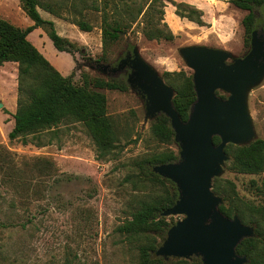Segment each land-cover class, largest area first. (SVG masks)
<instances>
[{"label":"rangeland","instance_id":"obj_1","mask_svg":"<svg viewBox=\"0 0 264 264\" xmlns=\"http://www.w3.org/2000/svg\"><path fill=\"white\" fill-rule=\"evenodd\" d=\"M15 1L0 0V5L13 7ZM184 1L203 9L206 25L179 18L175 6L168 3L165 21L174 40H148L140 25L113 46L110 62L99 64L93 61L102 53L100 18L90 12L93 31L77 28L78 34H74L83 51L79 49L73 56L60 53L51 63L63 75L74 73V81L80 84L83 73L104 78L124 75V71L114 72L113 68H119L129 55L124 50L127 39L163 78L165 71L194 73L182 56L184 47L205 45L227 50L232 54L228 62L250 51L243 24L247 11L233 0ZM63 13L69 19L54 16L62 24L72 23L75 14L65 9ZM259 15V28H264V17ZM13 65L18 68L16 63L0 67V264H139L140 248L149 238L121 232L119 227L132 218L149 191H161L162 187L140 182L135 164L167 148L179 152V143L169 145L155 138L153 119L146 118L145 99L130 86L126 91L100 89L107 95L108 113L120 136L110 159L97 158L96 145L80 122L62 123L55 133L42 136V145L10 139L12 117L8 107L18 95V71ZM218 93L228 95L223 90ZM247 106L255 133L251 141L264 139V77L248 90ZM217 177L223 184L224 180L234 183L239 201L255 207L251 214L264 205V172H238L224 163ZM173 217L176 223L184 216ZM163 264L176 263L170 260Z\"/></svg>","mask_w":264,"mask_h":264},{"label":"trees","instance_id":"obj_2","mask_svg":"<svg viewBox=\"0 0 264 264\" xmlns=\"http://www.w3.org/2000/svg\"><path fill=\"white\" fill-rule=\"evenodd\" d=\"M233 4L246 10L243 18L245 45L250 48L252 33L259 28L260 15L264 17V0H233ZM25 13L34 21L26 28L16 26L7 19L0 18V66L5 62L18 63V100L13 114L15 125L9 133L10 139L21 138L24 144L42 145L44 134L55 133L62 123H83L91 135L97 158L107 160L113 157L119 146L120 136L116 123L108 113L107 95L100 89L126 91L129 89L127 76L129 67L122 76L97 77L82 74V83L74 81V73L64 76L50 60L29 40L28 34L36 27L48 33L59 51L74 54L80 49L78 43L62 36L55 22L42 16L39 8L64 19H69L63 9L75 14L71 22L84 32H91L94 24L89 13L100 18L102 53L93 62L111 61L112 48L132 34L138 26L148 40L172 41L175 35L165 21V8L168 3L175 6V13L181 17L206 25L204 11L184 0H20ZM124 49L131 53L136 46L126 40ZM83 51V48L80 49ZM166 82L174 88V105L182 120L189 118L191 106L197 99L193 74L186 71H165ZM131 87V86H130ZM223 98L227 95L219 93ZM155 138L165 144L176 143L175 131L170 118L161 113L151 125ZM32 135V139L28 136ZM221 141L219 136L214 142ZM229 160L226 165L238 172H264V139L257 138L244 145L229 143L226 146ZM180 154L174 149L148 155L136 161L139 181L150 187L161 185L162 190H151L142 198L139 207L133 211L132 218L119 227L121 232L131 235H145L147 244L140 248L139 264H163L167 261L176 264H203L197 256L191 258L157 256L156 250L165 240L170 227L175 224L173 215L163 216L162 212L174 205L179 198V190L174 181L156 173L157 164L175 162ZM221 177L213 179V190L223 197L220 210L228 217L235 215L246 224H254L256 235L242 240L237 252L248 258L247 264H264V205L258 208L239 201L235 185Z\"/></svg>","mask_w":264,"mask_h":264},{"label":"water","instance_id":"obj_3","mask_svg":"<svg viewBox=\"0 0 264 264\" xmlns=\"http://www.w3.org/2000/svg\"><path fill=\"white\" fill-rule=\"evenodd\" d=\"M181 53L194 71L197 93L186 121L175 108L174 88L137 49L119 68H113L121 72L129 67L127 82L144 97L146 118L166 114L180 146L179 160L153 167L174 181L179 190L176 203L162 215L184 216L170 227L155 253L166 259L197 256L203 264H247V256L240 255L237 246L255 236V227L220 210L223 199L213 191V179L229 160L226 146L244 145L254 137L247 93L264 77V28L253 31L250 51L233 62L227 61L232 57L229 51L205 45L184 47ZM219 90L227 92V97H221ZM215 136L221 139L218 144Z\"/></svg>","mask_w":264,"mask_h":264},{"label":"crops","instance_id":"obj_4","mask_svg":"<svg viewBox=\"0 0 264 264\" xmlns=\"http://www.w3.org/2000/svg\"><path fill=\"white\" fill-rule=\"evenodd\" d=\"M40 12L44 18L53 20L55 22L56 28L62 36L68 37L73 42L76 43L80 42V40H78L76 35H74V34H78V29H77L78 27L75 24L66 21H65L66 23L62 24L60 23V20H58V18L55 17L53 14L47 12L49 15H44L42 11ZM0 18L7 19L16 26H19L21 28H26L34 24V21L22 9L20 0H16L13 7L4 8L0 5ZM28 38L49 60H51L50 62H54L60 56V53H68L65 51H59L56 47H53L54 44L51 45L49 41L51 40V38L49 37L45 29L42 27H36L33 31H31L28 34ZM11 63L18 64L17 62L9 61V62H5L4 65L0 67H4ZM12 67L16 72L18 71L16 65H13ZM13 98L14 99L11 101L10 107H8V109L11 112L10 116L12 117V120L10 121V130H12L15 125V119L13 114L17 110L18 95L17 97L15 95Z\"/></svg>","mask_w":264,"mask_h":264}]
</instances>
